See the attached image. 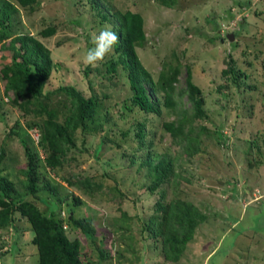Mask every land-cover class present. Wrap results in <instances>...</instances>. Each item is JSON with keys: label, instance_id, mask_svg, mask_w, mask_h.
I'll use <instances>...</instances> for the list:
<instances>
[{"label": "rangeland", "instance_id": "374dc122", "mask_svg": "<svg viewBox=\"0 0 264 264\" xmlns=\"http://www.w3.org/2000/svg\"><path fill=\"white\" fill-rule=\"evenodd\" d=\"M126 10L143 17L147 41L136 53L152 78L156 80L163 63L178 62L176 90L186 88L188 67L201 89L208 118L197 125H205L213 137L201 134L191 156L161 124L175 119L179 109L191 108L186 94L177 97L176 110L165 106L156 92L151 97L160 102L158 114L135 107L125 112L123 105H130L125 73L118 67L111 78L105 70L107 60L118 58L114 48L94 67L82 62L94 46L93 34L103 28L113 31V22L102 14L113 17V12ZM48 26L56 31L43 37L39 32ZM12 30L33 35L50 50L54 65L44 90L72 85L89 97L92 80L98 96L105 94L103 132L78 131L60 172L73 182L88 179L92 189L86 190L44 165L37 130L7 101L0 79V175L19 189L27 161L24 143L36 152L37 171L62 185L61 199L46 192L25 199L46 213L91 220L94 240L64 223L69 237L80 241L84 264H264V0H173L171 6L159 0H37L32 11L18 6ZM6 61L9 50L0 49V67ZM230 66L235 72L224 74ZM136 121L147 128L143 147L134 136ZM147 151L172 160V175L153 192L147 190L152 176L141 164ZM174 198L207 215L177 262L164 259L160 239L146 228L157 203ZM32 237L28 221L16 214L11 227L0 228V264H38ZM99 249L110 257L100 260Z\"/></svg>", "mask_w": 264, "mask_h": 264}, {"label": "trees", "instance_id": "16d2710c", "mask_svg": "<svg viewBox=\"0 0 264 264\" xmlns=\"http://www.w3.org/2000/svg\"><path fill=\"white\" fill-rule=\"evenodd\" d=\"M36 1L0 2V49L9 50L10 58V61L3 62L0 67L3 92L7 101L18 109L20 117L25 119L28 127L37 130V145L45 154L44 165L68 184L75 183L89 190L92 189V184L88 179L73 182L70 178L65 179L60 172L64 167L67 151L76 145L78 131L84 135H97L103 132L101 114L105 94L98 96L92 88V80H89L91 88L89 97L84 96L72 85L63 84L52 90H44L43 86L54 65L50 50L33 35L15 34L12 30L18 6L32 11ZM172 1L159 0L167 6H171ZM112 16L102 14L104 19L109 18L113 22V31L119 36L118 43L114 46L118 58L107 60L105 70L111 78L116 74L118 67L125 73L130 90L127 97L130 105L127 107L123 105L122 109H126V112L135 107L145 113L158 114L160 102L157 98L152 99L151 95L160 92L163 104L176 110L179 102L177 97L186 94L191 108L179 109L175 119L163 121L161 124L178 144H182V152L193 155L198 151L199 136L204 134L212 138L213 132L201 123L197 125L208 118V113L201 89L192 81L191 70L189 67L186 68V88L182 90L177 91L175 86L180 73L178 62L163 63L154 80L136 53V47L145 46L147 41L142 15L126 10L115 11ZM55 31L54 26H48L39 33L43 37H48ZM231 71L235 72L233 66L222 70L224 74ZM85 73L88 74V70ZM135 123L134 136L143 147L146 143L147 128L144 122ZM122 135L126 136L127 132H122ZM24 144L27 161L25 167L21 169L24 175L21 187L17 189L15 183L6 175H0V228L11 227L16 214H19L28 221L33 231L31 242L37 248L38 264H84L80 241L78 238L69 237L64 223L68 222L70 227L81 230L91 240H94L93 224L90 219L76 218L71 213L67 218L58 216L54 210L46 213L35 202L25 199L27 195L38 197L39 192H46L49 196L57 197L60 202L59 188L62 185L52 183L37 171V154L31 151L26 143ZM146 154L147 157L141 164L147 166L148 173L152 176L147 190L153 192L172 175L170 172L172 160L165 154L151 155L150 151ZM3 158L4 152L0 151V162ZM96 186L99 189L102 184L98 183ZM117 188L115 187V190L118 191ZM73 198L76 204L81 203L78 196ZM157 207L146 228L151 231V237L160 239L164 259L177 262L187 242L191 240L195 228L207 218V215L192 203L180 198L168 200L163 204L157 203ZM99 253L100 260L110 257L109 253L102 249H99Z\"/></svg>", "mask_w": 264, "mask_h": 264}, {"label": "clouds", "instance_id": "9594fccd", "mask_svg": "<svg viewBox=\"0 0 264 264\" xmlns=\"http://www.w3.org/2000/svg\"><path fill=\"white\" fill-rule=\"evenodd\" d=\"M119 36L109 28H103L98 34H93V47L87 49L82 56V62L85 65L96 66L105 57L110 54L114 46L118 43Z\"/></svg>", "mask_w": 264, "mask_h": 264}, {"label": "water", "instance_id": "95a60500", "mask_svg": "<svg viewBox=\"0 0 264 264\" xmlns=\"http://www.w3.org/2000/svg\"><path fill=\"white\" fill-rule=\"evenodd\" d=\"M233 38H234L233 33L227 35V39H229L230 41L233 40Z\"/></svg>", "mask_w": 264, "mask_h": 264}]
</instances>
